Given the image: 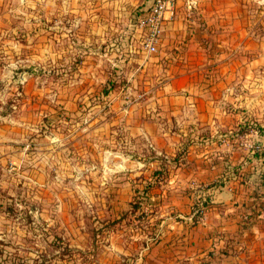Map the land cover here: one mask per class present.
I'll return each instance as SVG.
<instances>
[{
	"label": "rangeland",
	"instance_id": "374dc122",
	"mask_svg": "<svg viewBox=\"0 0 264 264\" xmlns=\"http://www.w3.org/2000/svg\"><path fill=\"white\" fill-rule=\"evenodd\" d=\"M56 7L0 0V264H264V66L245 88L239 138L258 159L261 222L237 230L236 209L220 207L224 219L210 213L202 224L168 203V160L126 127L145 120L134 104L144 98L119 92L133 66L56 41Z\"/></svg>",
	"mask_w": 264,
	"mask_h": 264
},
{
	"label": "crops",
	"instance_id": "0c3cea01",
	"mask_svg": "<svg viewBox=\"0 0 264 264\" xmlns=\"http://www.w3.org/2000/svg\"><path fill=\"white\" fill-rule=\"evenodd\" d=\"M57 1L62 7L51 12L56 41L83 50V57L95 53L101 62L133 66L129 73L122 70L126 83L119 92L144 98L134 104H144L138 113L145 120H130L126 127L133 139L146 137L168 160L163 191L168 203L190 208L194 198L206 195L201 223L210 213L224 219L220 207H232L233 228L240 230L236 211L260 202L261 183L253 180L257 166L251 164L258 159L239 138L248 124L245 88L252 91L254 73L264 66V36L258 33L264 32V0H255L257 12L236 0H176L172 16L164 13L155 52L145 50V33L136 25L151 0ZM218 179L224 183L207 187ZM232 218L229 214L228 223ZM202 239L209 246L212 237Z\"/></svg>",
	"mask_w": 264,
	"mask_h": 264
},
{
	"label": "built area",
	"instance_id": "2783aa9c",
	"mask_svg": "<svg viewBox=\"0 0 264 264\" xmlns=\"http://www.w3.org/2000/svg\"><path fill=\"white\" fill-rule=\"evenodd\" d=\"M175 1L176 0H151L148 9L138 17L136 25L145 33L143 46L146 51H156V44L159 41L163 22L166 19L164 13L168 11L170 12L169 18L172 16L171 9L173 8ZM194 1L195 0H188L190 4H194ZM250 146L252 149H260V144H250ZM199 218L201 221L204 220V210L199 212Z\"/></svg>",
	"mask_w": 264,
	"mask_h": 264
},
{
	"label": "trees",
	"instance_id": "16d2710c",
	"mask_svg": "<svg viewBox=\"0 0 264 264\" xmlns=\"http://www.w3.org/2000/svg\"><path fill=\"white\" fill-rule=\"evenodd\" d=\"M263 155H264V151H263ZM222 183H224V181L219 182V179H218L217 182L208 184L207 187L213 188L217 186L218 184L221 185ZM195 193H197V190H195ZM141 203H142L141 200H136L135 202L133 201L131 203L132 211H136L137 209H139V205ZM207 204H208V197L206 195L199 196L198 198H196V200L194 198L192 206H191L192 217L196 216L200 211H203L205 207L207 206ZM244 213L242 214V217L239 220L240 230L255 226L261 220V216H260L261 211L259 210V208L245 210ZM243 215L245 217H243Z\"/></svg>",
	"mask_w": 264,
	"mask_h": 264
}]
</instances>
